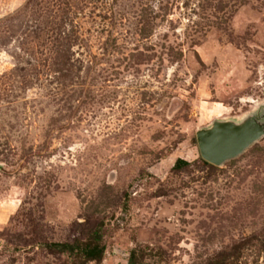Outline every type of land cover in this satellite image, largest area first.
<instances>
[{
	"label": "rangeland",
	"instance_id": "374dc122",
	"mask_svg": "<svg viewBox=\"0 0 264 264\" xmlns=\"http://www.w3.org/2000/svg\"><path fill=\"white\" fill-rule=\"evenodd\" d=\"M258 109L264 0H0V264H264V138L196 137Z\"/></svg>",
	"mask_w": 264,
	"mask_h": 264
},
{
	"label": "water",
	"instance_id": "95a60500",
	"mask_svg": "<svg viewBox=\"0 0 264 264\" xmlns=\"http://www.w3.org/2000/svg\"><path fill=\"white\" fill-rule=\"evenodd\" d=\"M196 137L202 159L221 167L264 138V112L258 109L238 121L215 120L198 130Z\"/></svg>",
	"mask_w": 264,
	"mask_h": 264
},
{
	"label": "trees",
	"instance_id": "16d2710c",
	"mask_svg": "<svg viewBox=\"0 0 264 264\" xmlns=\"http://www.w3.org/2000/svg\"><path fill=\"white\" fill-rule=\"evenodd\" d=\"M186 161L178 160L174 169L188 166ZM48 249L61 255H68L71 264H100L104 260L106 248L103 243V235L100 231H95L84 241H74L73 243H57L48 245ZM147 255L145 250H135L131 253L129 264H143L140 261Z\"/></svg>",
	"mask_w": 264,
	"mask_h": 264
}]
</instances>
